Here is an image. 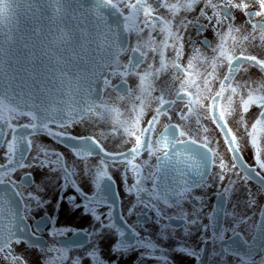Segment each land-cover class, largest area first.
Listing matches in <instances>:
<instances>
[{
    "label": "snow or ice",
    "instance_id": "snow-or-ice-1",
    "mask_svg": "<svg viewBox=\"0 0 264 264\" xmlns=\"http://www.w3.org/2000/svg\"><path fill=\"white\" fill-rule=\"evenodd\" d=\"M21 8H26L29 21L21 24L18 31L4 33L0 41V147L6 161L0 164V208L4 209L0 221H7L0 229V259L6 264H27L23 254L12 247L14 244L27 247L38 239L27 223L30 216L25 215L32 209L23 200H29L37 208L51 203L39 196L43 188L35 184L31 172L24 174L19 184L13 175L24 168H48L63 173L55 212L59 213L61 205L67 204L71 212L80 211L95 224L91 233L85 230L84 234L88 241L97 236V241L83 256L72 257L71 264H84L85 260L89 264H119L125 254L133 251L141 253L140 261L172 264L168 250L157 243L169 240L175 243L171 251L199 262L205 249L198 251L187 243L195 234L191 231L194 227L202 234L201 244L220 242L221 251L216 255L221 259L231 256L234 264H264V210L256 223L250 218L237 217L233 209L231 229L220 227L222 219L203 224L196 218L202 209L194 210L191 219L184 212V227L179 237L167 222L160 223L164 215L162 208L171 207L169 202L173 198L177 206L190 202L189 197L203 204V197L191 196V191L212 187L209 179L218 188L220 211L214 213L218 217L227 215L224 208L239 183L246 186L248 180L255 178L264 184V176L244 162L241 152L242 141L247 138L254 163L264 170V82L251 80L249 71L255 68L264 74V58L245 54L244 47L258 42L257 48L264 49V0H176L175 3L170 0H135L134 3L131 0H27L26 3L0 0V20L18 14ZM161 9L166 14H161ZM193 12L195 15L190 19ZM236 13L245 17L250 30L245 25H236ZM208 31L215 37V43L204 35ZM133 34L136 43L131 51L138 55L124 64L119 56L128 51ZM194 37L203 39L197 41ZM198 43L202 47H197ZM238 48L239 55L235 51ZM149 56L151 60L141 70L140 65ZM241 72L246 78L238 79ZM110 76L120 77L121 83L113 85ZM129 76L139 81L136 89L127 85ZM149 78L151 83L145 87ZM105 89L117 92L127 89L128 95L118 94L97 104L96 97L103 96ZM117 105L124 107L127 119L110 123L112 113L124 114ZM253 106L259 112L249 125L246 115ZM149 112L151 115L145 119ZM101 116L113 129L105 138L119 135L123 143L132 142L127 152H108L93 136L78 137L65 131L74 124L89 123ZM21 117L32 122L19 127L12 124V120ZM162 117L168 123L161 125ZM174 117L180 123L173 122ZM228 118H235L239 135L228 127ZM207 120L224 133L226 147L233 157L227 168L218 149L211 146L217 141L209 137V129L203 123ZM54 127L60 130L54 131ZM9 132L11 137L6 141ZM33 134H45L54 142L67 145L75 159L84 160L92 192L84 191L76 180L79 171H69L67 158L56 150L37 144L36 154L28 161L33 145L29 137ZM144 152L148 160L135 164L128 160ZM93 154L106 159L95 166L89 165L86 158ZM153 157L155 165L149 162ZM217 160H220L218 165ZM118 163L124 165L121 171L124 194L135 197L128 214L132 215L137 206L151 210L159 229L156 241L135 232L126 241L124 229L131 232L127 222L121 218L118 225L112 219L114 206L122 202L108 169L111 166L116 170ZM214 166L220 171L213 172ZM72 168H76L74 163ZM130 174L133 183L128 185ZM226 179L228 185L221 189ZM149 182L152 188L141 186ZM21 185L35 187L36 193L17 191ZM69 189L74 195L65 197ZM141 193H147V198H142ZM248 194V203L254 206L250 190ZM100 208L108 211L101 213ZM56 218L45 215L37 229L53 224ZM249 223L256 233L251 243L237 230L240 224ZM69 230L70 227L61 226L50 230L48 235L54 238L56 232L63 234ZM227 231L232 233L230 241L224 239ZM108 239L113 241L109 248L115 257L112 261L103 255L102 244ZM41 251L43 254L44 250ZM48 255L52 256L53 252L49 251ZM63 261L68 264L69 257L64 256ZM41 264L52 262L44 259Z\"/></svg>",
    "mask_w": 264,
    "mask_h": 264
},
{
    "label": "flooded vegetation",
    "instance_id": "flooded-vegetation-1",
    "mask_svg": "<svg viewBox=\"0 0 264 264\" xmlns=\"http://www.w3.org/2000/svg\"><path fill=\"white\" fill-rule=\"evenodd\" d=\"M115 2V0H114ZM131 2H135V0H131ZM170 2L175 3L176 0H170ZM156 6L155 4L153 5ZM161 14H166L165 10L161 9ZM198 11V9H197ZM127 14V13H125ZM178 14H183L182 12H179ZM195 13H191L189 15V18L191 19ZM236 25H245L248 30H250V24H246L245 17L240 15L239 13H236ZM110 19V18H109ZM205 21H201V23H204ZM235 35V33H233ZM145 35H147V32H145ZM204 35L208 36L210 40L213 41V43L216 42L215 37L213 36L211 31L206 32ZM197 41L203 39V37H194ZM136 43V37L133 34L130 37L129 44H128V51L121 53L119 56V60L127 64L129 59H134L138 53L134 54L131 51L132 46H134ZM230 43V41H229ZM257 43H249L244 45L246 51L245 54H251V55H257L258 58H264V55H261V52H264V49H258ZM197 47H202L199 43L197 44ZM144 50L143 48L141 49ZM236 54L239 55L240 49H236ZM151 60V57L149 56L144 64L140 65L141 70L146 66L147 62ZM247 67V65H245ZM112 71L109 69V72ZM223 71V70H222ZM251 73V80L257 81V82H264V74L259 72V70L255 68L249 69ZM111 79V83L113 85H117L121 83L120 77H109ZM246 78L244 73L241 72L238 79ZM127 85L130 86L132 89H136L139 81L135 76H129L126 78ZM151 83V79H147L145 81V87H147ZM128 95L127 89H122L120 92L113 91L112 89H105L104 94L101 97H96V102L99 104L101 100H107L109 97H115L116 95ZM129 104L132 103V101H128ZM117 107L120 108V112L124 113L121 116H117L115 113L111 114V121L110 123H115L117 119H127V114L125 113L124 107L122 105H117ZM153 107L155 105L153 104ZM103 111V109L101 110ZM259 108L256 106H253L250 108L249 113L246 115V119L251 125V123L255 120L256 116L258 115ZM151 115V112L148 113V116L145 117V119H148ZM13 125L19 127L24 124H29L32 121L27 117H21L18 120H12L11 121ZM173 122L180 123L178 119L175 117L173 118ZM165 123H168V120L164 117L161 118L160 124L163 125ZM205 127L209 129V137H214L217 143L215 145H211L214 149H218L219 157L224 161V164L226 168L230 166L233 163V157L229 151V149L226 147V141L224 139V133L223 131L216 126V124L210 120L204 121ZM228 127L232 129L234 133L237 132L238 125L236 123L235 118H228ZM54 131H59L58 128H53ZM67 133L75 136H93L96 140H99L101 144L104 146L106 151L111 153H117V152H127L131 146L132 142L129 143H123L120 136H108L105 138V135L113 129L109 126V123H106L103 119V117H99L96 119H93L89 123H77L65 130ZM11 133L9 132L7 136L5 137V140L7 141L10 139ZM30 139L33 140L32 150L27 156V160L31 161L32 156L36 154V145L42 144L47 146L50 150H56L60 153H62L67 158V163L69 166V171H79V175L76 176L77 182L80 184V186L84 189L85 192L91 193L92 192V185L90 183L89 178L85 175L84 171V160L81 159H75L72 155V153L69 150V147L67 145H62L59 142H54L53 139L49 138L45 134H33L30 135ZM6 147V144H5ZM262 147H264V144H262ZM242 159L245 163H247L249 166L256 168V171L260 173L261 176H264V170L259 169L257 165L253 161L252 156V148L247 143V138H245L244 141H242ZM4 149L3 147H0V164L6 163V161L3 159ZM51 160H55V157H51ZM106 159L102 155L93 154L90 158H86V162L89 165H97V163L102 160ZM128 160H130L132 163H141L142 161L148 160V154L146 152L138 154L136 157H128ZM152 165L156 164V160L153 157L149 161ZM73 163L76 165V168L73 169L72 165ZM220 163V160L216 161V164L218 165ZM109 165H111V161H109ZM124 165L121 163L116 164L114 170L111 166L109 167L110 174L114 177L115 184L118 186L119 189V198L121 200V204L119 206H114L113 212H112V219L119 225L121 224V218L127 222L128 228L131 229V232L128 231V229H124L126 236L125 240H131L132 232L138 233L140 237L144 236H150L152 240H157V233L159 231L157 224L153 221L156 220L155 214L148 210L146 211L143 206H137L134 210V213L132 215L128 214L129 206L134 203L135 197L132 195L125 196L124 194V187L125 185L121 184V171L123 170ZM147 169H145L146 171ZM213 172H219V167H213ZM31 172L34 176L35 184L37 186H42L43 191L39 193V196L43 200H50L51 203L48 204L46 207L37 208L35 204H32L29 200L25 199L23 200V204L25 206L31 207L30 213H25V215H29L30 218L27 220L28 225H30V231L37 237L34 242H31L28 244L27 247H25L24 244H21L19 247H16L14 244L12 247L15 249L17 253H22L24 259L27 261V264H41V261L44 259H47L52 262V264H64L63 257L67 256L69 257L68 264H71V258L76 256H83L85 252H87L93 245L94 242L97 241V236H92L91 241L86 240V236L84 234V231L87 230L88 233H91L93 227H95V224L91 217L89 216H82L80 211L77 212H71V210L68 208L67 204H62L59 213L55 212V205L57 203V200L59 199L61 192H60V184H61V177L63 176L62 172L59 171H49L48 168H45L44 170L39 169H29L24 168L22 170H18L14 175L13 179L19 184L21 181V177ZM212 187L200 189L196 188L195 190L191 191V196H199L203 197V204L198 203L196 200L188 198L190 202L182 203L179 206H177L174 203V198L169 203L172 204L171 207L162 208V211L164 213L163 219L160 221V223L167 222V226L170 229H176L175 235L179 237L181 235V229L184 227V216L182 215L184 212L189 213V216L187 219H191V213L194 210H201L197 212V219H200L203 224L210 225L213 223V221L222 219V224L220 227L222 229H231L233 225V219H232V212L233 209H235V214L239 218H250L251 222H259V217L262 214V210H264V184H261L257 179L253 178L251 180H248L246 183V186L243 183H239L236 186L235 191L230 195L226 207L224 208V212L227 213V215H224L222 217L215 216L214 213H218L220 211V206L217 203V195L216 192L218 191L216 183L209 179L208 181ZM107 183V181H105ZM128 185H131L133 183V179L131 177V174L129 175V179L127 181ZM228 185L227 179L223 182V184L220 185V188ZM142 187L152 188V184L149 182L146 185H141ZM248 190L251 191V199L254 201V206H250L248 201L250 199V196L248 194ZM17 191L26 194L27 192L36 193L35 187H30L28 185H21L19 188H17ZM65 197L68 195H74L73 191L69 189L66 193H64ZM147 193H141L142 198H147ZM77 202H79V197H77ZM162 205V201H161ZM3 208H0V212H3ZM19 211V209H17ZM99 211L101 213H104L108 211L107 208H100ZM48 215L49 217H58L54 220L53 224H44L41 229H37V224L41 222V219ZM138 217L140 219H138ZM172 217H175L174 219H171ZM107 222V221H106ZM7 223L6 220L0 221V229H2L3 224ZM61 226L70 227L71 230L64 232L63 234L56 232L54 235V238H50L48 233L52 229H60ZM239 232H241L244 237L248 240L249 243H251V237L256 235L255 231L251 228V223L249 224H240L239 228L237 229ZM194 235H192L191 239L187 241L193 248L197 249L198 251L201 248H204L205 251L201 252L200 255L203 257L202 261H199L197 259H193L188 255L176 253L174 251H171V249L174 248L175 243L172 240H169L167 243L163 241H157V243L163 244V247L165 250H168L169 258L172 262V264H234V261L231 256L226 257L225 259H221L216 255V253H219L221 251V244L220 242H216L214 245H205L201 244L200 240L203 238L201 232L199 231L198 227H194L191 229ZM77 233H80L77 235ZM207 235V234H205ZM225 241H230L232 239V233L231 231L225 232L224 235ZM112 239H108L103 242L102 248H103V255L105 259L108 261H112L115 259L114 256H112L109 252L110 245L112 244ZM228 246L227 244L225 245ZM43 254H42V251ZM53 252L52 256L48 255V252ZM143 251V249L141 250ZM140 252H130L128 254H125L121 260L119 261V264H157L156 260H146V261H140L138 260V257L140 256ZM157 256L161 255V253H156ZM258 258V257H257ZM0 264H6V261L3 259H0ZM84 264H89V261L85 260Z\"/></svg>",
    "mask_w": 264,
    "mask_h": 264
},
{
    "label": "water",
    "instance_id": "water-1",
    "mask_svg": "<svg viewBox=\"0 0 264 264\" xmlns=\"http://www.w3.org/2000/svg\"><path fill=\"white\" fill-rule=\"evenodd\" d=\"M26 3L27 0H24ZM30 16L26 8H21L18 14H13L10 18L0 20V41H3V34L10 30H19L21 24H27ZM111 19V18H110Z\"/></svg>",
    "mask_w": 264,
    "mask_h": 264
}]
</instances>
